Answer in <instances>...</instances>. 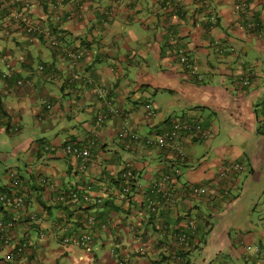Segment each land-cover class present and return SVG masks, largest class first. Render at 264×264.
Segmentation results:
<instances>
[{
  "label": "crops",
  "instance_id": "obj_1",
  "mask_svg": "<svg viewBox=\"0 0 264 264\" xmlns=\"http://www.w3.org/2000/svg\"><path fill=\"white\" fill-rule=\"evenodd\" d=\"M58 1L0 0V105L13 128L22 130L24 119L36 128L13 151L24 155V168H14L34 194L29 209L38 216L36 225L23 223L15 230L17 239L30 244L22 262L180 264L173 258L172 235L191 220L197 247L186 255L189 264H264V217L252 220L264 201V132L258 130L264 103V0H247L246 11L237 8L238 0ZM19 15L85 58L73 66L63 49L27 34ZM179 51L191 69L178 62ZM244 81L249 85L244 87ZM98 86L142 139L179 119L200 122L208 137H184L173 150L120 140L118 119L96 128L95 117L105 107L96 96ZM148 103L156 110L151 119L144 108ZM92 137L96 145L80 170V162L63 147ZM128 162L137 180L129 199L112 183ZM227 163L244 169L234 181L220 184L216 178ZM176 169L181 174L176 188L206 185V196L167 205L162 195L149 192L160 175ZM7 172L0 189L8 187ZM65 188L89 198L82 207L75 205L74 225L68 227L76 232L83 229L81 220L94 218L90 250L63 246L60 212H43L34 197L46 202ZM246 195L247 206H242ZM79 206L85 210L76 211Z\"/></svg>",
  "mask_w": 264,
  "mask_h": 264
},
{
  "label": "built area",
  "instance_id": "obj_2",
  "mask_svg": "<svg viewBox=\"0 0 264 264\" xmlns=\"http://www.w3.org/2000/svg\"><path fill=\"white\" fill-rule=\"evenodd\" d=\"M61 3H63V0H59L57 2V5H60ZM237 8L246 11L247 0H238ZM18 18L23 23V30L27 34H34L35 32H38L39 35L43 34L45 36V39L48 40L51 46L57 47L56 40L49 36L48 31L39 30V26L34 24L27 15H19ZM179 54L180 63L187 66V68H190L187 56H185L181 51ZM65 56L68 58V60L74 63L78 61L82 55L79 52L70 50L65 52ZM247 83L248 81H244V85H246ZM19 84L21 83L19 82ZM96 95L99 99H105L107 93L104 88H97ZM108 110L109 113L98 116L96 120V126L98 128L101 127L105 121H107L108 116L117 117V119L119 120V128L117 130L118 137L120 139L130 138L134 142H141L140 140L142 139L139 137V135L132 131L129 120L115 106H110ZM145 111L147 118L149 119H151L155 115V109L151 104H147L145 106ZM184 137H200L201 139H207L208 135L205 134L202 126L197 122L176 120L172 123L171 127L167 131H164L159 135L146 137L142 140V142L148 147H155L160 150H173L178 149L177 146ZM95 145L96 141L92 137L89 140H84L83 142H71L70 144L64 145L63 152L66 155L74 158L76 161H79L80 170H84L88 162L90 161L91 150ZM243 169L244 166L240 163H227L225 168L218 173L216 178L217 182L222 183L225 181H232V179H235L236 174L242 172ZM180 175V171L177 169L172 171L171 173L160 175L159 178L152 184L150 192L156 195L162 194V197L167 205H176L180 200H183L187 196H206L208 188L203 185L187 184L186 186L182 185L176 188L175 186L178 185L176 178L178 179ZM121 178L122 181L125 182V185L120 187L117 192L119 195L125 196V193H128L129 191V187L127 185L132 179L135 178L130 163H125L123 165L121 170ZM7 180L8 186L10 188L9 191L11 193L5 194L0 191V202L3 206L2 209H4L3 211H6L9 216V219L6 222L0 219V260L2 262L12 263L22 261L24 257H27V250L30 247L28 240L26 241V243H21L19 242L20 240L16 238V228L22 224L25 216L28 218L30 224L35 223L37 218L36 215L32 214V212L30 211V203L26 204L25 199L29 194H32V191L29 186L24 183L19 172L17 170L8 171ZM45 182L46 181L42 180L41 185H44ZM225 193H227V187ZM73 196L74 199H78V197H81L78 192H75ZM82 198H84L85 200H89V198L84 195H82ZM58 200L61 201L62 198H59ZM149 204L150 208L153 211H156V203L149 200ZM93 223L94 218L92 217H88L84 221L86 228L93 225ZM185 227L186 230L188 229L193 232L196 229V223L194 221H190ZM40 239L43 240V237L41 236ZM175 239L176 246L181 247L186 244L189 237L186 234L182 233L177 234L175 236ZM91 240V235L85 233L84 235L77 237L76 240H74L72 237H66L63 241L68 244H73V246L75 247H88L92 242Z\"/></svg>",
  "mask_w": 264,
  "mask_h": 264
},
{
  "label": "trees",
  "instance_id": "obj_3",
  "mask_svg": "<svg viewBox=\"0 0 264 264\" xmlns=\"http://www.w3.org/2000/svg\"><path fill=\"white\" fill-rule=\"evenodd\" d=\"M4 11V10H3ZM39 30H44V29H42L40 26H39ZM48 34H49V36L50 37H52V38H54L55 40H56V42H57V47H54V46H51L50 44H49V42H48V40L47 39H45V36L43 35V34H41V35H39V33L38 32H35L34 33V35L36 36V37H38V40H40V41H42V42H44V43H47L48 42V44H49V47L50 48H58V49H63V51H64V53L66 52V51H70V50H68L69 48H67L66 49V47L64 46V44H66V42L65 41H61L60 40V38L58 37V36H56V35H54V34H52L51 33V31H48ZM30 35V34H29ZM34 36V37H35ZM73 50V49H72ZM73 51H76V52H79L78 50H73ZM182 52V51H181ZM79 53H81V52H79ZM179 53H180V51H179ZM177 54V59H178V62L180 63V61H179V58H180V54ZM81 58L78 60V61H76V62H72V61H70V60H67V61H69L73 66H75V65H77L82 59H84L85 58V54H83V53H81ZM182 56V55H181ZM186 56V55H185ZM67 58V57H66ZM188 58V57H187ZM68 59V58H67ZM181 64V63H180ZM181 65H183V64H181ZM184 66V68H187V66H185V65H183ZM41 68V70L40 71H43L44 70V67L42 66V67H40ZM187 69H189V68H187ZM191 69V68H190ZM191 71V70H190ZM12 77V74H10V75H8V77L6 76V78H11ZM78 80H80V79H78ZM83 81V80H82ZM79 82H81V81H79ZM20 83H22V82H20ZM249 83L250 82H248L246 85H244V82H242V84L244 85V87H246V86H248L249 85ZM17 85H20L19 84V82H17ZM98 88H103V87H99L98 86ZM105 89V88H104ZM106 90V89H105ZM107 91V90H106ZM109 97H108V95L106 96V98L105 99H99L100 101H104V103H105V107H104V111H102V112H100L99 114H97L96 115V117H95V125H96V120H97V118H98V116L99 115H103V114H106V113H109V108H110V106H115L114 104H113V102H112V100L111 99H108ZM148 104H150V103H148ZM44 105L46 106L45 108L46 109H50L51 108V105H50V103L48 102H45L44 103ZM152 105V104H151ZM146 106V105H145ZM153 106V105H152ZM154 108V107H153ZM261 111H262V117H263V121L261 120V123H260V125H259V129L258 130H260V131H263L264 132V103H262L261 104ZM155 112H156V110H155ZM108 118L110 119L111 118V116H108ZM112 118H114V117H112ZM109 119H107V121H105L104 123H103V125L101 126V128L107 123V122H109ZM15 130L16 132L17 131H19L20 130V127H14L13 128V124H11V122H10V119L7 117V115H6V112H4V110H3V108L1 107V105H0V131L1 130H4V132H10V130ZM72 141H69V142H67V143H65V145L66 144H70ZM45 152H50V148L47 146V145H43L42 147H41ZM68 156V155H67ZM89 163V162H88ZM133 172H134V175L136 176V172L134 171V169H133ZM20 174V173H19ZM20 176H21V178L23 179V181H24V178H23V176L20 174ZM43 181H45V179L43 180ZM233 181H234V179H233ZM41 182V181H40ZM25 183V182H24ZM112 183H114V188L116 189L117 188V190L118 189H120V187H122L123 185H125L124 183L125 182H123L122 181V178H121V173H120V175L118 176V178H116L115 180H112ZM136 183H137V180H136V178H134V179H132L130 182H129V184L127 185L128 187H129V191H128V193H125V196H123V195H121V196H123L124 198H127V199H129V198H131V196H132V194H133V191H134V189H135V186H136ZM26 184V183H25ZM221 184V183H220ZM223 184V183H222ZM187 185V184H186ZM185 185V186H186ZM28 186V185H27ZM48 186H50V183L46 180V182L44 183V185H42V187L44 188V189H48ZM224 187H223V193H225L226 192V186L225 185H223ZM10 188H9V186L8 187H3V188H1L0 189V191L1 192H3V193H5V194H9V193H11L10 191ZM59 190V189H58ZM41 191V189H39V192ZM38 192V193H39ZM75 192H78L79 193V195H81V197H78V199H74V196H73V194L75 193ZM120 192V191H119ZM149 192H150V190H149ZM53 193V192H52ZM227 193H228V191H227ZM226 193V194H227ZM82 194H83V192H81L79 189H77V188H75V189H72V188H65V189H60L59 191H57V193L55 192L54 193V195L52 194V196H48V201L46 200V202H44L43 200H42V197H41V195H39V196H34L35 197V199L38 201V202H40L41 203V206H42V209H43V212H45L46 211V213L47 212H49V211H51L53 208L55 209V210H58L59 212H60V214H59V216H58V218H59V224L58 225H60V224H62V225H60V229L58 228V230L62 233V237H61V239H60V241H61V243H62V245L63 246H66V247H70V246H72V247H75V246H73V244H68V243H65L63 240H64V238H66V237H72L74 240H76L77 239V237H79V236H82V235H84L85 233H87V234H90V231H89V227H91V226H89L88 228H86L85 227V224H84V221L87 219V218H85V220H81L79 223L82 225V227H83V229H79V230H77L76 232H73L74 234L72 235V236H68V234L66 233V231L67 232H69V229H71V228H69L68 226H69V223L71 222V220L73 219V215H74V212H75V205H80L81 204V207L83 206V204H86V203H88L89 202V200H85L84 198H82ZM34 194L32 193V194H29L25 199H26V204H29V203H32V201H31V199H32V196H33ZM160 195H162V194H160ZM54 197V198H53ZM59 198H62V200L60 201V200H58ZM53 202H54V204H53ZM148 204H149V201H148ZM80 206L79 207H77L76 208V211H79V210H81L82 208H81ZM3 208V206H2V203L0 202V219L2 220V221H4V222H6L8 219H9V216H8V214H7V212L6 211H3L4 209H2ZM45 210V211H44ZM85 210V208L84 209H82V211H84ZM32 214H35L34 212H32ZM36 215V218L38 219V216H37V214H35ZM84 219V218H83ZM191 220H189L188 221V223L190 222ZM25 222H27L28 224H29V220H28V218L25 216L24 217V221L22 222V223H25ZM38 222V220H36V223ZM36 223H33V225H36ZM197 229V228H196ZM196 229L193 231V232H191L190 230H186V227L184 226V227H180V228H177L174 232H173V235H172V238H174L175 239V236L177 235V234H182V233H184V234H186L188 237H189V239H187V242H186V244H184L183 246H181V247H177L176 246V239H175V244H174V248H175V246H176V248H175V251L173 252V258H174V261H176V262H178V263H180V264H189V261L188 260H186V255L189 253V250L191 249V248H193V247H197V245L195 244V236L197 237V233H196ZM66 230V231H65ZM91 235V234H90ZM26 241L27 240H20L19 242H21V243H26ZM92 241V240H91ZM92 243V242H91ZM91 246H92V244H90L88 247H78V246H76L75 248H80V249H82V250H90V248H91ZM24 257V256H23ZM25 258L26 257H24V259L23 260H25ZM22 260V261H23ZM22 261H17V262H12V263H10V264H27L28 263V261H29V263L30 264H33L32 263V261L31 260H26L25 262H22ZM22 262V263H21ZM27 262V263H26ZM35 264V263H34Z\"/></svg>",
  "mask_w": 264,
  "mask_h": 264
},
{
  "label": "rangeland",
  "instance_id": "obj_4",
  "mask_svg": "<svg viewBox=\"0 0 264 264\" xmlns=\"http://www.w3.org/2000/svg\"><path fill=\"white\" fill-rule=\"evenodd\" d=\"M37 67H38V63L36 62L34 64V68H37ZM151 99L153 101V98H151ZM31 123H32L31 119H29V120L28 119H24L23 122H22L23 129L19 131L20 132L19 134L16 133L15 130H12V132L9 133L10 135H8V134H6L4 132L0 136V145L2 144V146H0V149L4 153L3 154V153L0 152V156H1L0 157L1 158V160H0V177H2L3 172H4L5 169H7V171L8 170L10 171V169H16L17 170V168H14L15 166L20 167V169L24 168L22 165H20V161L24 157V155L19 153L21 151H17L16 153L13 154V151L16 149L17 144H19L22 140H23V142H25L28 138L31 137L30 136V134L32 133L31 130H36V128H34L31 125ZM48 133H50L52 135V138H53L54 137L53 135L55 134V131L52 130V131H49ZM8 153H10V156H9ZM17 157H19L20 160ZM7 161H10V162H7ZM245 180H244V177H243L242 182L243 181L245 182ZM176 181H177V178H176ZM255 184H256V182H255ZM203 186L208 188V186H206V185H203ZM240 188H242V185H240ZM151 194H153V193H151ZM247 198H248L247 195L242 198V201H241V205L242 206H247V203H248L247 200H246ZM263 202L264 201H262V203ZM262 203L259 204L260 211L252 216V220L255 221L256 223H258V221L262 220V217H264V212L262 211V209H263V204ZM56 211L57 210L54 209L53 213H55ZM54 216L56 217V215L53 214V217H51V221L53 220ZM62 224H60V225H62ZM70 224L74 225V222L71 220ZM45 233L48 234L49 231L46 230ZM66 233L68 234V236H72L74 234L71 231L70 232L66 231ZM34 235H35V233H32V237H34ZM0 262H2V261L0 260Z\"/></svg>",
  "mask_w": 264,
  "mask_h": 264
},
{
  "label": "clouds",
  "instance_id": "obj_5",
  "mask_svg": "<svg viewBox=\"0 0 264 264\" xmlns=\"http://www.w3.org/2000/svg\"><path fill=\"white\" fill-rule=\"evenodd\" d=\"M40 70V69H39ZM106 93H107V91H106ZM97 96V95H96ZM147 105V104H146ZM116 107V106H115ZM117 108V107H116ZM144 108H145V106H144ZM118 109V108H117ZM155 109V108H154ZM145 113H146V111H145ZM155 114H156V112H155ZM147 116V115H146ZM155 116V115H154ZM153 116V117H154ZM152 117V118H153ZM114 118H116L117 119V117H114ZM109 119V118H108ZM112 119V117L109 119V120H111ZM149 119V118H148ZM179 120H187V121H192V120H189V119H179ZM119 121V120H118ZM176 121V120H175ZM130 122V121H129ZM174 122V121H173ZM172 122V123H173ZM194 122H197V123H199L200 124V122H198V121H194ZM172 123H171V125H172ZM171 125L169 126V128L171 127ZM201 125V124H200ZM202 126V125H201ZM131 127V126H130ZM96 128H98L97 126H96ZM101 127H99L98 129H100ZM168 128V129H169ZM203 128V127H202ZM132 129V128H131ZM167 129V130H168ZM167 130H165V131H167ZM133 131V130H132ZM134 132V131H133ZM162 132H164V131H162ZM162 132H160V133H158V134H154V135H159V134H161ZM135 133V132H134ZM137 134V133H136ZM154 135H151V136H154ZM117 137H118V135H117ZM140 137V136H139ZM147 137H149V136H147ZM141 138V137H140ZM146 138V137H145ZM144 138V139H145ZM118 139H120L119 137H118ZM142 139V138H141ZM120 140H125V139H120ZM126 140H128V141H130V142H134V141H132L130 138H128V139H126ZM143 140V139H142ZM142 140H140L141 142H136V143H143L142 142ZM144 144V143H143ZM146 146V145H145ZM148 147V146H147ZM153 148V147H152ZM155 148V147H154ZM129 163V162H128ZM133 169V168H132ZM10 170H16V169H10ZM9 171V170H8ZM135 178H136V176H135ZM44 180V179H43ZM42 181V180H41ZM41 183V182H40ZM23 224V223H22ZM25 224H27V223H25ZM20 226V225H19Z\"/></svg>",
  "mask_w": 264,
  "mask_h": 264
}]
</instances>
